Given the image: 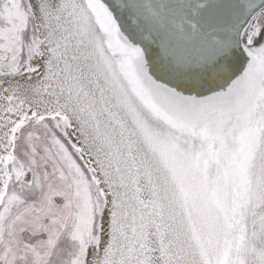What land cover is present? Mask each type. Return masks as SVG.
Returning <instances> with one entry per match:
<instances>
[{
  "label": "snow or ice",
  "instance_id": "snow-or-ice-1",
  "mask_svg": "<svg viewBox=\"0 0 264 264\" xmlns=\"http://www.w3.org/2000/svg\"><path fill=\"white\" fill-rule=\"evenodd\" d=\"M0 264H264V0H0Z\"/></svg>",
  "mask_w": 264,
  "mask_h": 264
}]
</instances>
